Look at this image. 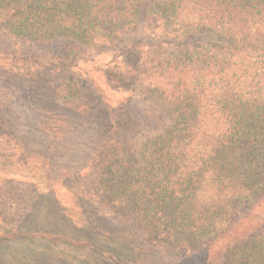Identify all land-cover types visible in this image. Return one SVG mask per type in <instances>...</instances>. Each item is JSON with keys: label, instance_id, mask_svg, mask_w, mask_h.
<instances>
[{"label": "trees", "instance_id": "16d2710c", "mask_svg": "<svg viewBox=\"0 0 264 264\" xmlns=\"http://www.w3.org/2000/svg\"><path fill=\"white\" fill-rule=\"evenodd\" d=\"M140 24L150 41L124 43ZM0 30L121 51L108 79L129 95L111 106L95 183L126 232L201 252L263 202L264 0H0ZM71 83L59 89L73 105ZM107 239L122 259L144 248ZM221 264H264V219Z\"/></svg>", "mask_w": 264, "mask_h": 264}, {"label": "rangeland", "instance_id": "374dc122", "mask_svg": "<svg viewBox=\"0 0 264 264\" xmlns=\"http://www.w3.org/2000/svg\"><path fill=\"white\" fill-rule=\"evenodd\" d=\"M148 41L143 24L123 39ZM65 48V41L38 44L0 30V264H221L227 249L264 219V200L201 252L175 253L126 232L125 216L110 214L95 183L111 106L129 95L108 79L121 51L75 55ZM66 80L77 91L73 105L59 89ZM110 237L144 248L122 259Z\"/></svg>", "mask_w": 264, "mask_h": 264}]
</instances>
